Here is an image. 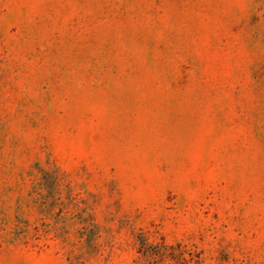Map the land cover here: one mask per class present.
Listing matches in <instances>:
<instances>
[{"label":"rangeland","instance_id":"374dc122","mask_svg":"<svg viewBox=\"0 0 264 264\" xmlns=\"http://www.w3.org/2000/svg\"><path fill=\"white\" fill-rule=\"evenodd\" d=\"M0 264H264V0H0Z\"/></svg>","mask_w":264,"mask_h":264}]
</instances>
